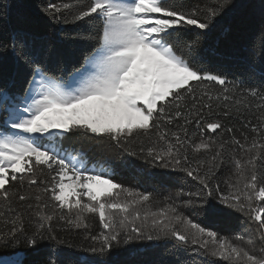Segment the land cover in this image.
Listing matches in <instances>:
<instances>
[{"label": "snow or ice", "instance_id": "1", "mask_svg": "<svg viewBox=\"0 0 264 264\" xmlns=\"http://www.w3.org/2000/svg\"><path fill=\"white\" fill-rule=\"evenodd\" d=\"M228 7L230 0L193 7L184 0H47L40 11L54 24H101L94 36L61 33L96 44L67 78L50 74V50L15 34L8 38L5 50L30 78L22 92L11 84L0 88V246L62 244L60 227L83 230L91 241L87 251L100 257L120 244L163 239L193 257H178L177 264H204L199 258L209 256L223 264H264V80L257 87L251 76L230 81L205 71L195 62L199 38L189 43L180 35L193 27L210 31ZM76 130L107 136L131 156L183 172L197 189L181 204L183 189L175 199L161 198L107 173L91 174L63 147ZM228 165L222 190L214 182ZM213 196L251 227L220 236L181 211ZM94 216L101 231L91 235ZM53 256L58 252L49 253L47 264H59Z\"/></svg>", "mask_w": 264, "mask_h": 264}, {"label": "trees", "instance_id": "2", "mask_svg": "<svg viewBox=\"0 0 264 264\" xmlns=\"http://www.w3.org/2000/svg\"><path fill=\"white\" fill-rule=\"evenodd\" d=\"M47 0H0V88L13 85V91H23L27 87L30 73L26 67L18 64L11 54L10 49L5 50L8 38L12 35L20 36L28 41L37 50L49 51L48 69L50 74L64 76L79 68L84 62V57L95 48L94 41L81 42L66 40L61 33H77L96 35L101 27L98 20H87L79 24L59 25L54 24L44 16L40 9ZM59 2V0H52ZM209 0H184L188 7L204 5ZM182 38L191 43L199 38V45L195 48L196 60L205 71L220 73L231 80L252 77L253 86H259L264 80V0H230L223 14L217 18L210 31L201 32L191 28L180 34ZM62 69L57 70V69ZM253 69L255 72L253 73ZM237 129L241 125H236ZM211 134V133H209ZM240 131H236L239 138ZM78 132L66 134L62 140L63 147L73 155H79L76 144L80 139ZM107 147L116 152L117 158L110 159L102 152L93 149L84 150L86 155H80L86 165L103 167L107 178L117 183L134 186L140 191L154 192L159 197H169L170 193L176 194L181 189L185 193L180 197L187 200L188 192H194L197 185L183 172L164 169L157 165L145 162L139 156H131L116 146L114 141L106 138ZM139 142L135 146H138ZM105 145V146H106ZM80 149V148H79ZM83 150V149H82ZM239 155V152L236 153ZM84 157V158H83ZM97 167V168H96ZM231 165L222 168L216 175L215 182L222 190L225 189V179L231 174ZM47 170L44 177H49ZM203 207V216L196 217V221L203 227L217 232L219 235L232 237L242 231L241 224L245 221L242 214L233 210H224L219 201L213 197L208 198ZM230 211V212H229ZM90 233L96 235L98 222L91 220ZM55 227V225H54ZM57 236L64 243L55 241H42L35 247H28L21 243L18 247L0 246V255H12L21 252L19 259L22 264H47L49 253L58 252L59 264H85L86 261L103 259L106 264H177L180 259H191L182 252H177L172 247V242L156 241L137 246L120 244L109 255L100 257L87 251L91 244L85 239L83 230H61L57 228ZM204 264H223L220 259L201 257Z\"/></svg>", "mask_w": 264, "mask_h": 264}, {"label": "rangeland", "instance_id": "3", "mask_svg": "<svg viewBox=\"0 0 264 264\" xmlns=\"http://www.w3.org/2000/svg\"><path fill=\"white\" fill-rule=\"evenodd\" d=\"M75 132V131H73ZM76 132H78L80 134V139L79 141L77 142L76 144V148L78 150V152L80 153L79 155H74V156H77L78 159L82 160L83 163L86 165L84 159H82L80 157V155H86V153L84 152V150H86L88 152V150L90 151V149H93L95 151H99V152H102L103 154L107 155L108 158H110L111 160L114 159V158H117L118 155L116 154V152L114 151H111L106 144L109 145L108 141L106 140V138H108L107 136H104V135H96V134H91V133H88V134H85L83 133L82 131H79V130H76ZM106 145V146H105ZM80 148V149H79ZM83 149V150H82ZM71 153V152H69ZM72 154V153H71ZM73 155V154H72ZM84 158V157H83ZM86 167L91 170V174H99L100 172H105V169H102L103 167H99L97 169H95V166H89L88 167V164L86 165ZM115 182V181H114ZM117 183V182H115ZM121 185H124V183H119ZM125 187L127 188H132V189H138L137 187H134V186H128V185H124ZM121 195V198H124L125 197V194L124 193H120ZM169 197H172V198H176L175 194L173 192L170 193ZM186 201V200H184ZM183 200H181V198H178L177 199V203H183L184 202ZM221 208H224V210H232L230 208H227L226 206L220 204ZM181 211L188 217L192 218L195 220V222L198 223V221H196V217H199V216H203V214H201L203 212V207L200 206V203L198 202L197 204L191 206V207H182L181 208ZM230 212V211H229ZM245 218V217H244ZM96 220L98 222V225H97V229H95V233L98 234L100 231H101V225L99 223V220H98V217H92L89 219L88 223L91 227V220ZM243 223L241 224L242 226V229L243 228H247V227H251V225L249 224V222L246 221H242ZM220 236H224V235H221ZM156 241H164L163 239H160V240H156V239H153L151 241L149 240H135L129 244H126V245H129V246H137V245H141V244H144V243H154ZM257 247H260V244L257 243ZM21 252L18 251L12 255H0V261H4L6 262H10V261H13V260H16V259H19L20 258V255Z\"/></svg>", "mask_w": 264, "mask_h": 264}]
</instances>
